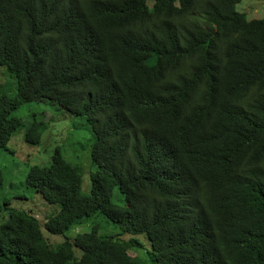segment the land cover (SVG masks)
Masks as SVG:
<instances>
[{"label":"trees","instance_id":"trees-1","mask_svg":"<svg viewBox=\"0 0 264 264\" xmlns=\"http://www.w3.org/2000/svg\"><path fill=\"white\" fill-rule=\"evenodd\" d=\"M240 1L0 0V137L32 103L91 135L87 194L60 157L17 190L0 169V264H264V19Z\"/></svg>","mask_w":264,"mask_h":264},{"label":"rangeland","instance_id":"rangeland-1","mask_svg":"<svg viewBox=\"0 0 264 264\" xmlns=\"http://www.w3.org/2000/svg\"><path fill=\"white\" fill-rule=\"evenodd\" d=\"M235 10L245 15L247 20L264 19V0H241ZM7 94L11 98L15 97L14 90H9ZM12 116L19 119L18 124L10 126L0 137V169L4 175V187L8 189L13 186L11 190H17L15 185L24 180L31 167L46 166L52 157H60L79 169L82 175L81 192L87 194L90 188L88 149L90 143L88 144V138L90 137L91 140V135L85 122L81 118L61 114L56 108L50 105L46 107L41 103L24 105L12 113ZM52 117L53 120H51ZM42 120L47 123V127L44 123L45 130L42 140L38 145L32 146L23 139L25 130L33 121ZM20 136L23 138L18 139ZM9 138H13V140L6 144ZM19 196L27 199L24 202V208L34 210L40 221L48 220L58 210L57 206L46 204L41 197L34 195L31 191L20 190ZM14 201L19 202L21 199H14ZM92 223H96V219L72 228L69 234L45 235L46 241L48 239L52 244H59L67 236L71 237L77 233L87 232ZM103 227L100 226V229ZM103 229H113V227L109 226V228ZM138 252L142 256L143 251ZM130 255L136 256L135 252H131Z\"/></svg>","mask_w":264,"mask_h":264}]
</instances>
